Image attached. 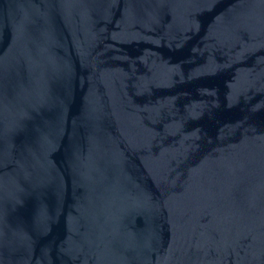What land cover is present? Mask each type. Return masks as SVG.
I'll list each match as a JSON object with an SVG mask.
<instances>
[{"label":"water","instance_id":"obj_1","mask_svg":"<svg viewBox=\"0 0 264 264\" xmlns=\"http://www.w3.org/2000/svg\"><path fill=\"white\" fill-rule=\"evenodd\" d=\"M0 264H264V0H0Z\"/></svg>","mask_w":264,"mask_h":264}]
</instances>
